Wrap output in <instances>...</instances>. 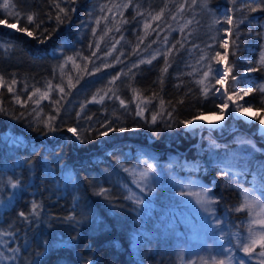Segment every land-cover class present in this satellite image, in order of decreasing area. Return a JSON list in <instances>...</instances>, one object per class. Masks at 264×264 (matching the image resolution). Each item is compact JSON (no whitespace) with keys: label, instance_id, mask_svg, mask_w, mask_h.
<instances>
[{"label":"trees","instance_id":"1","mask_svg":"<svg viewBox=\"0 0 264 264\" xmlns=\"http://www.w3.org/2000/svg\"><path fill=\"white\" fill-rule=\"evenodd\" d=\"M205 2L211 13H233L234 74L257 68L249 83L264 86V0H9L8 10L0 7V234L13 238L10 264H181L177 243L184 230L176 211L128 198L140 156L157 164L152 174H160L153 175L160 192L171 190L172 176L210 188L219 201L217 234L227 230V242L248 226L247 210L234 211L242 199L238 185L257 184L251 174L264 165V138L256 140L261 151L241 165L244 175H221L222 161L236 163L230 160L235 138L221 137L213 146L215 135L199 136L181 123L214 108L193 53L187 54L191 46L208 49L216 33ZM8 11L18 12L19 21ZM181 13L189 31L178 35ZM13 23L33 35L12 31ZM137 96L150 101L143 116ZM249 99L260 110L264 94L254 91ZM235 123L257 135V124ZM104 125L125 130L100 135ZM101 189L108 190L104 196Z\"/></svg>","mask_w":264,"mask_h":264},{"label":"rangeland","instance_id":"2","mask_svg":"<svg viewBox=\"0 0 264 264\" xmlns=\"http://www.w3.org/2000/svg\"><path fill=\"white\" fill-rule=\"evenodd\" d=\"M205 1V0H204ZM206 3V2H205ZM208 7V6H207ZM202 8V6H201ZM203 8L206 10L207 13H210L209 21H211L213 24H209L210 28L212 26L215 27L216 33L211 34V42L209 44L208 49H198L195 48L196 46H191L190 49L187 51V54L193 53V60L196 62L197 69L199 77L201 80H203V85L205 89L210 88V81L214 84V80H212V77L216 75L219 71L225 69V66L232 68L231 75H235L233 72V64L234 59L231 58V49L234 46L235 43H233V34L236 32L238 34V29L235 27L234 22L231 24L224 22L223 20L228 17L232 18L233 21V13L229 10H221L220 12H217L216 10H213L212 13L209 10V7L206 9V6L204 5ZM221 18L223 19L222 21ZM185 16L181 13L179 17H177V24H179L178 32H180L178 35H181L183 31L186 32L188 29L189 31V23L184 20ZM212 25V26H211ZM217 26V28H216ZM219 27V28H218ZM187 31V32H188ZM186 32V33H187ZM168 40V37L165 39ZM164 40L162 49L165 50L168 47V42ZM227 45L226 47L222 45ZM252 51L251 49L249 50ZM158 52V51H157ZM219 52L221 56L226 55V60L221 61L220 63H217L216 60L212 59L215 54ZM159 53V52H158ZM168 54V53H167ZM111 55V53H109ZM250 59L249 57L243 58V62ZM232 60V61H231ZM209 66L211 67L212 71L209 72L208 78H204L203 73L209 71ZM243 75H239V81L238 83L240 86H244L245 83H247L249 86L251 84L249 83V80L254 75V72H244ZM236 76V75H235ZM225 87L231 89V77H229V82ZM216 88H221L220 85H215V88H212L211 91H209V94L212 98V104L213 106L220 103L219 100V93H216V95H213ZM221 91H223V88H221ZM42 94L40 96L42 97ZM250 95L247 97H244V100L239 101V103L244 104L245 106L248 105V103H251V99H249ZM136 104L137 112L142 110V115L146 113V110L148 109V106L150 104V101L147 99H144L142 97L137 96L134 98V101ZM253 102V101H252ZM231 103V102H229ZM252 105V104H251ZM139 106V107H138ZM227 111H231V107L226 110V113L224 114V119L221 121V124L219 127L217 126H209L204 124L201 126L200 124H196V126L187 128L190 131L198 132V135L200 136L204 131L209 132L213 135H215L216 139L212 142L214 144L218 143V141H221V137H230L233 136L237 142L236 147L234 148V151L232 152V156L230 157V160L235 161L234 164L236 167L235 170L241 169V165H245L246 162L249 160L250 157H252L256 151H261L260 146L258 145L259 139L264 138V127L258 126L257 121H253L250 118L243 117L241 114H236L234 116L227 115ZM220 114L218 110L213 108V111L210 113H206L205 115L209 114ZM259 114L261 117H264V112L259 111L255 109L253 106L251 110L249 111L248 117H253ZM204 115V116H205ZM241 120L246 125L250 124H257V135L253 136L249 132H243L242 128L236 125V121ZM228 122V124H227ZM231 125V126H230ZM230 126V127H229ZM219 132L220 135H216L215 132ZM23 135L19 134L17 139H22ZM243 139L245 141L250 142L251 147L249 145H241L239 141ZM203 151V150H202ZM173 158L176 159V157L173 156ZM139 160L142 161V165L139 167H136L134 170H132L133 174V180L132 183H134V187L132 191L130 192L131 196L135 194L136 197H140L144 200V203H154V205H161V207H171L174 209L175 215L178 218V220L181 222V226L183 228V233L180 235L181 238H179L178 246L180 247V254L182 258H179L181 261V264H191V261H197L198 264L201 260V258L207 259L211 261L212 257L217 258H223L224 256V250L225 249H232V251L235 253V258L233 261V264H235L236 258H241L246 261V264H260V260L262 259L257 254H253L251 257L245 256V254L239 250V248L236 246L235 243L231 244L227 242L226 240V232L227 230L219 232L217 234L218 226L220 225L219 220H217L216 214H215V206L209 205L207 206V210L204 206H201L200 204H197L195 200L191 197L182 196L180 193L182 191H187L191 187V185L188 184V181H198L201 185L202 182L198 179H177L173 176L170 177L171 180L170 186L171 190L165 188V190H168L167 192L171 193V196L167 194L165 190L160 192L159 188V181L156 180V178L160 174H154L150 173L148 178L142 179L140 176V173L144 171L148 165H155V169L157 168V164L153 162L154 160L147 157V156H140ZM238 163V164H237ZM156 175V176H153ZM253 177L255 175L256 178L254 179L257 181V184H254L252 186V192L250 195H254L258 197L261 201V205H264V179H261V176L258 172L256 174H251ZM259 178V179H257ZM263 180V181H262ZM193 190H199L193 189ZM209 197L210 193H208ZM190 201V202H186ZM143 203V204H144ZM142 204V205H143ZM248 213V210H247ZM255 213H260L259 216H255L256 219H264V212L261 211V206L257 205L255 209H253V216ZM249 216L248 224L250 220L253 218V216ZM257 230H259V226H255ZM176 235H179L177 233ZM248 237L247 227H245V230L239 235V239L241 241H246ZM13 238L9 234H0V264H10V262L15 257V251L16 248L13 245ZM186 250V251H185ZM262 249L257 245L256 247V253H259ZM185 251V252H184Z\"/></svg>","mask_w":264,"mask_h":264},{"label":"snow or ice","instance_id":"3","mask_svg":"<svg viewBox=\"0 0 264 264\" xmlns=\"http://www.w3.org/2000/svg\"><path fill=\"white\" fill-rule=\"evenodd\" d=\"M196 3V0H193V4ZM205 6L206 3H205ZM0 7H3L5 10H8L10 8V4H9V0H4L3 4L0 5ZM57 8H59V5H56ZM61 12H64V9L60 8ZM253 11H255V9H253ZM8 15L9 16H13L15 15L17 18V22L19 21V16L20 14L14 13L13 11H8ZM162 15V13H161ZM159 16L156 17V19H158ZM28 22H33V16L32 15H28L26 17ZM59 22H62L60 20V17L57 16L56 18ZM232 18L228 17L227 18V23L231 24ZM5 23L4 20H0V24ZM37 28H39V25H35ZM8 27L10 28H15L17 31H21V32H25L27 33L28 36H32L33 33L31 31L28 30L27 27L24 28H16V23L13 24H9ZM145 27H149V25H145ZM47 31V30H45ZM43 35V34H41ZM44 40H40V43H43ZM224 47H226L227 45H222ZM235 53H233L234 55ZM69 61L73 60L72 57H68L67 58ZM212 59L216 60L217 63H220L221 61H225L226 60V55L225 56H221V54L219 52H217L215 54V56L212 57ZM144 61H141V63H143ZM148 63H151V61L149 60ZM260 64L264 65V53L261 54V60H260ZM165 71L167 70L166 68L164 69ZM259 69L257 68H249L248 71L249 72H253V71H258ZM212 71L211 67L209 66V71L208 72H204L203 76L204 78H208L209 76V72ZM232 73V68L225 66V69L219 71L216 75H214L212 77V80H214V84L210 81V88H207L204 92L205 97H207V93L208 91H211L212 88H215V85H220L221 88H223V91H221V88H216L215 92L213 93V95H216V93H219V100L220 103L214 105V108L216 110H218L221 114V117H223V115L226 113V110H228L231 107V111H227V115L229 116H234L236 114H241L243 117L246 118H250L253 121H257L258 122V126L264 127V117H261L259 114H257L256 116L253 117H248L249 111L252 108L251 103H248L247 106H245L244 104L239 103V101L244 100V97H247L249 95H251L254 91H259L262 94H264V86H261L259 89L253 88L252 86H249L247 83L244 84V86H240V84L238 83L239 81V77L235 76V75H231ZM243 75V74H241ZM229 77H231V89L229 90V88L225 87V85L228 84L229 82ZM3 82V78L0 77V83ZM13 84L16 83L15 80L12 81ZM200 83H203V80L200 81ZM69 86H73L71 84V81H69ZM51 84L49 83L48 88L49 90H51ZM59 87V86H57ZM8 91H12V88L9 86L8 87ZM39 89H36V92H39ZM59 91L61 93L64 92V88L60 87ZM36 93L34 92L33 95H35ZM31 98V97H30ZM42 98H47V92L42 94ZM95 99V97L93 98ZM103 97H101V101H102ZM19 102V101H18ZM39 101H37L38 103ZM231 102V103H229ZM56 103L58 104L59 101H56ZM121 105L124 104V101H120ZM161 103H163L161 101ZM139 107V106H138ZM0 111H2V109H0ZM264 112V102L261 103V107L260 110ZM137 115H142V110L137 112ZM205 113L203 112H199L197 115L193 116L191 119L185 120V121H181V123L186 127H195L196 124H200L201 126H203L205 123H214L217 127L220 126L221 121H215V122H208V121H204L203 117H204ZM52 117H49V121L46 122L47 126L50 130L55 131V127L52 125L51 121H52ZM151 122L153 124L156 123V116L153 115L152 116V120ZM105 128V131L100 132V135H108L109 132L112 131H124V128H109L107 125L103 126ZM68 131L73 133L76 136V139L80 142V143H85L86 141L84 139H82L80 137V135L77 133V129L76 128H68ZM239 143L241 145H249V147H251L250 142L245 141L243 139H241L239 141ZM213 146L214 142H213ZM221 171L220 174L221 175H229V172L232 171V175L234 177H239L241 175H244L247 171L246 168H241L238 170L233 171V169L236 167L235 165H233L230 161H222L221 162ZM127 171V170H126ZM155 171V165H148V167L142 171L140 173V176L142 179H147L150 173H153ZM257 172L259 173V175L261 176V179H264V165H261L258 169ZM188 184L191 185V187L189 188V190L187 191H182L180 193V195L182 196H187V197H191L195 200V202L197 204H200L201 206H204L207 210V206L209 205H213V204H217L219 201L214 199V198H210L208 193L211 191L210 188L201 185L198 181H188ZM20 186V181H15V182H11L10 181V187L12 189H17ZM238 187L241 188V203L239 206L234 208V211L236 212H241V211H245L248 210V214L250 216H253V209H255L257 207V205L261 206V211L264 212V205H261V201L258 197L254 196V195H250V193L253 191L252 189H247V188H242V186L238 185ZM199 189V190H193V189ZM107 189H101L97 194L104 196L107 193ZM129 199H135V202L137 204H143L144 200L140 197H136L135 194H133V196L128 197ZM186 202H190V201H186ZM9 203H11V198H9ZM39 206L36 204H33L32 207V212L36 213V210ZM38 214V213H37ZM20 216H25V213L21 212L19 214ZM260 213H255L253 218L250 220L248 226H247V232H248V237L246 241H241L239 239V237H237V241H236V246L239 248L240 251H242L245 256L247 257H251L253 254H257L259 257H261L262 259L260 260V264H264V219H256L255 216H259ZM259 226V230H257V228L255 226ZM257 245L260 247V249H262L259 253H256V247ZM224 256L223 258H217V257H212L211 261L201 258L199 264H233L234 258H235V253L232 251V249H225L224 250ZM191 264H198L197 261H191ZM235 264H246V261L244 259L241 258H236L235 259Z\"/></svg>","mask_w":264,"mask_h":264},{"label":"bare ground","instance_id":"4","mask_svg":"<svg viewBox=\"0 0 264 264\" xmlns=\"http://www.w3.org/2000/svg\"><path fill=\"white\" fill-rule=\"evenodd\" d=\"M12 31H17L16 29H14V28H12ZM224 119V115H223V117H221V114H216V113H214V114H209V115H205L204 117H203V120L204 121H208V122H215V121H222ZM206 125H209V126H211V127H213V126H216L214 123H205Z\"/></svg>","mask_w":264,"mask_h":264}]
</instances>
